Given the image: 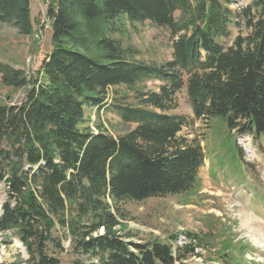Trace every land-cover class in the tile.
<instances>
[{
  "label": "trees",
  "instance_id": "16d2710c",
  "mask_svg": "<svg viewBox=\"0 0 264 264\" xmlns=\"http://www.w3.org/2000/svg\"><path fill=\"white\" fill-rule=\"evenodd\" d=\"M232 2L56 0L48 10L52 51L37 76L0 62L2 85L27 91L21 106L0 104V183L9 196L0 234H15L27 264H63L56 254L64 246L53 236L58 228L86 259L73 264H176L201 247L192 233L176 250L126 241L119 206L199 187L203 149L180 136L188 123L171 114L181 92L196 120H218L256 140L264 134V0L240 12ZM0 21L30 35L31 0H0ZM147 22L170 34L165 66L138 62L137 51L123 47L129 28ZM233 26L248 34L227 45ZM149 80L162 83L158 92L146 91ZM118 86L137 93L138 106L113 105L135 128L120 138L102 127L82 130L86 108L102 106ZM236 252L223 250L224 264L241 260Z\"/></svg>",
  "mask_w": 264,
  "mask_h": 264
},
{
  "label": "rangeland",
  "instance_id": "374dc122",
  "mask_svg": "<svg viewBox=\"0 0 264 264\" xmlns=\"http://www.w3.org/2000/svg\"><path fill=\"white\" fill-rule=\"evenodd\" d=\"M251 1L238 0L231 10L240 12ZM55 3L56 0H31L33 31L30 35L24 36L13 25L0 21V62L22 70L28 76H37L52 51L53 30L48 10L56 7ZM247 34L244 26H233L224 43L230 45L238 35ZM122 41L124 48L137 51L138 62L162 67L172 59L168 30L150 22L129 28ZM161 86L159 81L149 80L144 88L158 92ZM106 95L108 105L86 108V121L81 129L96 133L102 127L103 132L120 138L135 125L123 122L113 105L138 106L137 93L127 86H118L110 88ZM26 96V90L4 87L0 75V104L21 106ZM171 114L183 116L188 123L180 136L197 139L203 149L205 165L199 172V187L187 194L120 204V212L125 218L119 226L121 234L126 241L137 244H172L176 235L192 233L199 238L202 248H195V252L188 254V259L179 264H224L220 257L223 250L227 255L237 251L242 258L235 264H264V135L259 140L250 139L258 150L259 162L254 159L249 162L251 153L247 142L241 143L242 150L235 142L234 134L229 133L234 141L229 137L222 122L196 120L185 92L179 93L178 108ZM223 171L227 182L221 177ZM221 180L225 183L222 184ZM242 186L252 193L247 192L239 200L233 195L232 188L237 190ZM8 197L6 184L0 183V215ZM53 236L64 246V252L56 254L63 264H73L75 259L86 260L74 254V240L66 229L58 228ZM187 241L181 237L177 244L183 247ZM49 252L53 254V249L50 248ZM28 259L26 248L14 233L0 234V264H27Z\"/></svg>",
  "mask_w": 264,
  "mask_h": 264
},
{
  "label": "bare ground",
  "instance_id": "6f19581e",
  "mask_svg": "<svg viewBox=\"0 0 264 264\" xmlns=\"http://www.w3.org/2000/svg\"><path fill=\"white\" fill-rule=\"evenodd\" d=\"M245 223V222H244ZM246 224V223H245Z\"/></svg>",
  "mask_w": 264,
  "mask_h": 264
}]
</instances>
